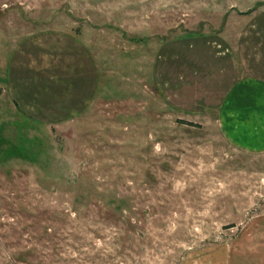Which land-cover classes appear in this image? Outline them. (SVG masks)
Wrapping results in <instances>:
<instances>
[{
    "label": "rangeland",
    "instance_id": "rangeland-1",
    "mask_svg": "<svg viewBox=\"0 0 264 264\" xmlns=\"http://www.w3.org/2000/svg\"><path fill=\"white\" fill-rule=\"evenodd\" d=\"M234 3L0 0V264H264V151L229 142L217 68L193 57ZM43 32L98 65L73 119L33 121L2 93L14 46Z\"/></svg>",
    "mask_w": 264,
    "mask_h": 264
},
{
    "label": "crops",
    "instance_id": "crops-1",
    "mask_svg": "<svg viewBox=\"0 0 264 264\" xmlns=\"http://www.w3.org/2000/svg\"><path fill=\"white\" fill-rule=\"evenodd\" d=\"M241 3L235 0L229 6L223 33L211 39L214 46L208 49L200 37L193 57L210 55L217 68L212 94L222 98L218 121L229 142L264 151V5ZM100 92L95 58L67 32L32 34L19 41L11 51L2 88L21 116L37 122L73 119Z\"/></svg>",
    "mask_w": 264,
    "mask_h": 264
},
{
    "label": "trees",
    "instance_id": "trees-1",
    "mask_svg": "<svg viewBox=\"0 0 264 264\" xmlns=\"http://www.w3.org/2000/svg\"><path fill=\"white\" fill-rule=\"evenodd\" d=\"M179 122L184 123L183 121H179ZM184 124H187V125H189V126H194L193 123H187V122H185Z\"/></svg>",
    "mask_w": 264,
    "mask_h": 264
}]
</instances>
